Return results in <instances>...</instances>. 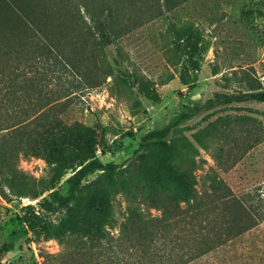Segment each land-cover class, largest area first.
Wrapping results in <instances>:
<instances>
[{
    "label": "rangeland",
    "instance_id": "rangeland-1",
    "mask_svg": "<svg viewBox=\"0 0 264 264\" xmlns=\"http://www.w3.org/2000/svg\"><path fill=\"white\" fill-rule=\"evenodd\" d=\"M86 2L94 15L112 14L116 36L110 44H100L94 30L87 28L91 23L78 0H71L58 14L71 27L63 38L78 58L80 73L88 72L93 80H84L77 70L63 67L60 78L54 75L41 91L8 92L9 98L18 97L20 103V107L12 106L13 112L23 108L21 103L28 105L26 96H34L37 108L44 106L48 114L66 125L87 128L95 144V158L102 164L127 163L134 158L143 135L170 127L166 140L182 134L196 149L191 170L196 191L208 190L210 178L215 177L234 195L259 194L263 198L264 102H233L207 110L201 107L216 92L264 90V0ZM78 15L86 22L83 28L69 21ZM136 76L150 81L158 94L157 102L137 90ZM210 123L222 130L210 140L208 137V148L203 149L193 135ZM0 142L15 153L7 169L0 166V178L13 170L28 180L50 174L52 165L42 156L23 154V147L11 137L1 136ZM218 149L221 160L215 159ZM170 165L183 170L188 163L175 158ZM96 173L85 175L81 185L89 183ZM73 174L68 171L60 180V194L67 193L74 182ZM163 180L167 190L161 198L169 208L167 222L173 223L185 215L182 210L187 205L176 196V183ZM126 205L125 197L116 196L109 216L100 225L103 237L87 236L75 231L83 205L58 207L47 193L35 199L20 197L0 179V245L13 243L0 264H100L98 257L103 251L111 253L118 247L129 264H148L142 255L153 245V234L154 241L161 238L164 224L168 225L162 220L164 213L150 199L139 203L140 223L147 227L140 243L134 233L137 222L130 223L133 216ZM89 207L94 210L96 202ZM189 215L184 216V222L191 223ZM37 216L57 225L58 237L35 238L29 225ZM175 233L174 227L164 242L179 240L166 248H179L189 238ZM178 254L172 252L171 256ZM105 264L119 263L111 260ZM186 264H264L263 222Z\"/></svg>",
    "mask_w": 264,
    "mask_h": 264
},
{
    "label": "trees",
    "instance_id": "trees-1",
    "mask_svg": "<svg viewBox=\"0 0 264 264\" xmlns=\"http://www.w3.org/2000/svg\"><path fill=\"white\" fill-rule=\"evenodd\" d=\"M78 1L90 20L91 24L87 28L94 30L100 44H110L116 36L112 14L104 17L94 15L90 12L86 0ZM70 2L71 0H0V137H11L23 147V154L42 156L52 165L50 174L45 178L28 180L22 173H15L13 170L9 175L1 176L3 183L20 197L35 199L47 193L51 202L58 207L72 208V205H83L82 213L77 215L81 217V222L75 225V231L87 236L96 235L98 238L103 237L100 225L109 216L113 200L121 195L125 197L126 208L133 216L130 223L135 220L137 222V225L134 223V233L140 243L147 227L145 223H140L142 213L138 205L141 201L150 199L156 208H162V220L168 225L164 224L161 238L154 241V233L150 239L153 245L148 248V253L142 255L148 264H186L258 223L264 224V197L261 198L259 194L234 195L215 177L210 178L208 190L204 188L201 193L196 191V179L191 172L195 167L193 155L196 149L182 134L173 135L170 140H166L170 127L143 135L134 158L127 163L102 164L95 158V144L88 135V129L79 124L66 125L60 118L48 114L49 111L43 109L44 106L37 108L34 96H26L24 101L28 105L21 103L23 108L17 113L13 112L12 106L18 104V97L9 98L8 92L20 89L41 91L54 75L57 74L60 78L59 72L63 67L77 70L84 80H93L94 77H89L88 72L80 73L77 67L78 58L73 56L71 44L68 47L63 38L71 27L65 25L67 20L60 17L58 11ZM76 17V20L69 21L83 28L86 23L83 16ZM135 80L137 90L146 99L152 102L159 100L148 79L136 76ZM38 100L40 102L42 99ZM248 100L264 102V90L237 94L216 92L205 100L201 109L207 110L219 104L227 105ZM17 107H20V103ZM35 107L36 111H32ZM225 123L226 121L222 120L221 125ZM221 130L216 123H210L197 131L193 139L206 149L208 145L205 140L217 136L216 132ZM14 156L15 153L0 142V166L7 169ZM175 158H183L188 166L183 170L173 168L170 162ZM215 159L221 160L219 149ZM68 171L74 172V182L67 193L62 195L57 185ZM92 173H96V176L89 183L81 185L82 178ZM163 179L176 183V196L187 205L182 211L185 217L190 214L191 223L184 222V216L179 221L167 222L170 213L164 198H161L167 190L166 181ZM93 201L96 202L94 210L89 207ZM175 208H178L177 204ZM174 227L176 235L180 232L181 238H189L184 243L182 241L179 248H166L167 244H172L180 238L164 242ZM29 231L35 238L44 239L58 237L60 233L57 225L40 216L35 217L29 225ZM152 232L154 229L149 234ZM159 241L161 243L158 245ZM12 248L13 243L0 245V258ZM105 252L98 257L100 264L111 260H116L119 264H129L120 247L111 250V253ZM172 252L179 254L171 256Z\"/></svg>",
    "mask_w": 264,
    "mask_h": 264
}]
</instances>
